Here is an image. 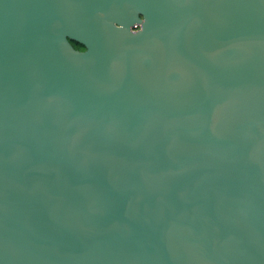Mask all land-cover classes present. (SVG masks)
Here are the masks:
<instances>
[{
    "label": "water",
    "instance_id": "water-1",
    "mask_svg": "<svg viewBox=\"0 0 264 264\" xmlns=\"http://www.w3.org/2000/svg\"><path fill=\"white\" fill-rule=\"evenodd\" d=\"M0 264H264V0H0Z\"/></svg>",
    "mask_w": 264,
    "mask_h": 264
},
{
    "label": "trees",
    "instance_id": "trees-1",
    "mask_svg": "<svg viewBox=\"0 0 264 264\" xmlns=\"http://www.w3.org/2000/svg\"><path fill=\"white\" fill-rule=\"evenodd\" d=\"M70 43L73 46V48L78 50V51H84L85 50L84 46H82L81 44H79L75 41H70Z\"/></svg>",
    "mask_w": 264,
    "mask_h": 264
}]
</instances>
